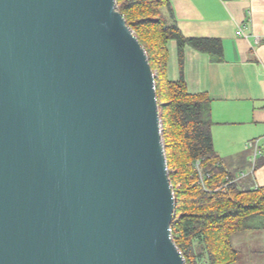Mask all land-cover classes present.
Listing matches in <instances>:
<instances>
[{
  "label": "water",
  "instance_id": "obj_1",
  "mask_svg": "<svg viewBox=\"0 0 264 264\" xmlns=\"http://www.w3.org/2000/svg\"><path fill=\"white\" fill-rule=\"evenodd\" d=\"M149 56L117 0H0V264H186Z\"/></svg>",
  "mask_w": 264,
  "mask_h": 264
},
{
  "label": "trees",
  "instance_id": "obj_2",
  "mask_svg": "<svg viewBox=\"0 0 264 264\" xmlns=\"http://www.w3.org/2000/svg\"><path fill=\"white\" fill-rule=\"evenodd\" d=\"M117 8L145 48L156 78L176 200L173 238L186 264H234L240 256L233 236L264 229V186L257 185L252 173L242 176L216 151L211 98L191 93L184 77L186 47L222 60V41L185 36L169 0H117ZM171 41L177 43V80L168 76Z\"/></svg>",
  "mask_w": 264,
  "mask_h": 264
},
{
  "label": "crops",
  "instance_id": "obj_3",
  "mask_svg": "<svg viewBox=\"0 0 264 264\" xmlns=\"http://www.w3.org/2000/svg\"><path fill=\"white\" fill-rule=\"evenodd\" d=\"M169 2L185 36L222 41V60L186 47L184 77L191 93H207L211 98L216 151L239 172L252 173L257 185L264 186V0ZM165 14L169 12L165 10ZM170 51L168 74L172 65L179 79L176 41L170 43ZM255 140H259L257 157L248 146ZM238 238L239 247L235 243ZM233 245L240 256L234 264H264V229L235 234Z\"/></svg>",
  "mask_w": 264,
  "mask_h": 264
},
{
  "label": "rangeland",
  "instance_id": "obj_4",
  "mask_svg": "<svg viewBox=\"0 0 264 264\" xmlns=\"http://www.w3.org/2000/svg\"><path fill=\"white\" fill-rule=\"evenodd\" d=\"M129 25V24H128ZM131 27V26H130ZM133 30V29H132ZM134 31V30H133ZM135 33V32H134ZM174 43V41H171V44H173ZM173 54V53H172ZM172 64V63H171ZM171 66V68H170V72H169V74H168V76H169V78H171V79H177L176 77H175V74H174V71H173V68H172V65H170ZM160 112V111H159ZM162 128H163V125H162ZM166 151V150H165ZM171 172H175V171H171ZM169 175H170V172H169ZM245 232V231H244ZM243 234H246V233H243ZM237 238V237H236ZM242 238V237H241ZM241 238H238V239H236L235 240V243H236V245L239 247V239H241ZM246 246L248 247V244H246Z\"/></svg>",
  "mask_w": 264,
  "mask_h": 264
},
{
  "label": "built area",
  "instance_id": "obj_5",
  "mask_svg": "<svg viewBox=\"0 0 264 264\" xmlns=\"http://www.w3.org/2000/svg\"><path fill=\"white\" fill-rule=\"evenodd\" d=\"M239 33L240 34H243V31L240 30ZM258 144H259V140H255L253 142H249V144H248L249 147L254 148V150H255V157H257L258 154L260 153V151H259V145ZM241 175L243 176L244 174L242 173Z\"/></svg>",
  "mask_w": 264,
  "mask_h": 264
}]
</instances>
